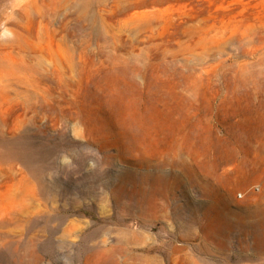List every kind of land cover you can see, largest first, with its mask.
Returning <instances> with one entry per match:
<instances>
[{"label":"rangeland","instance_id":"374dc122","mask_svg":"<svg viewBox=\"0 0 264 264\" xmlns=\"http://www.w3.org/2000/svg\"><path fill=\"white\" fill-rule=\"evenodd\" d=\"M0 264H264V0H0Z\"/></svg>","mask_w":264,"mask_h":264}]
</instances>
